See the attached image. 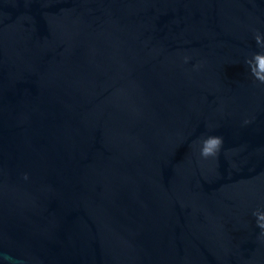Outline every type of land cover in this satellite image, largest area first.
I'll list each match as a JSON object with an SVG mask.
<instances>
[{
    "label": "water",
    "instance_id": "water-1",
    "mask_svg": "<svg viewBox=\"0 0 264 264\" xmlns=\"http://www.w3.org/2000/svg\"><path fill=\"white\" fill-rule=\"evenodd\" d=\"M256 35L264 0H0V264H264Z\"/></svg>",
    "mask_w": 264,
    "mask_h": 264
},
{
    "label": "clouds",
    "instance_id": "clouds-1",
    "mask_svg": "<svg viewBox=\"0 0 264 264\" xmlns=\"http://www.w3.org/2000/svg\"><path fill=\"white\" fill-rule=\"evenodd\" d=\"M257 45L264 48V40L260 35L254 37ZM249 66L251 75L261 83H264V51L256 52L252 55L251 59L246 60ZM223 144V138L220 136H207L201 141L200 156L208 158L215 156L219 152ZM26 178V177H25ZM253 215L257 218V227H259L264 234V212H254Z\"/></svg>",
    "mask_w": 264,
    "mask_h": 264
}]
</instances>
